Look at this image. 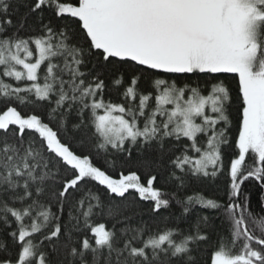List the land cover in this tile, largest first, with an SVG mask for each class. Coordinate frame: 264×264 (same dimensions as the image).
<instances>
[{"label": "snow or ice", "instance_id": "snow-or-ice-1", "mask_svg": "<svg viewBox=\"0 0 264 264\" xmlns=\"http://www.w3.org/2000/svg\"><path fill=\"white\" fill-rule=\"evenodd\" d=\"M0 264H264V0H0Z\"/></svg>", "mask_w": 264, "mask_h": 264}, {"label": "trees", "instance_id": "trees-1", "mask_svg": "<svg viewBox=\"0 0 264 264\" xmlns=\"http://www.w3.org/2000/svg\"><path fill=\"white\" fill-rule=\"evenodd\" d=\"M236 79L237 78H233L230 74L228 76V80L227 82L230 84V86L235 89L236 87ZM95 163L98 164V166H101L102 168L104 167L103 165V162L102 161H94ZM228 164V159H227V156L225 157V165ZM108 174L111 175L113 178H116L118 179L119 178V171H112V170H108ZM125 174H127V172H125ZM219 186V187H223V178H221L220 182L218 185H209L206 189L207 193L209 195H213V194H219V193H216L215 189L216 187ZM100 190L103 191V187L100 186ZM131 199V198H130ZM137 200L139 201V197L137 196ZM254 203V202H253ZM139 204L143 206V208H146L147 207V204L148 202L146 201H139ZM139 210H142V208H137V207H132L130 208V211L132 212H135V211H139ZM144 219H147V217L145 216Z\"/></svg>", "mask_w": 264, "mask_h": 264}]
</instances>
